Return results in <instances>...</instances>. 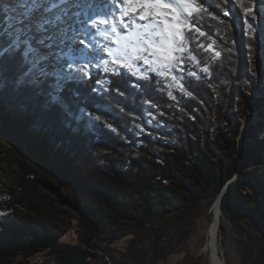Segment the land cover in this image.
I'll list each match as a JSON object with an SVG mask.
<instances>
[{
    "label": "trees",
    "instance_id": "16d2710c",
    "mask_svg": "<svg viewBox=\"0 0 264 264\" xmlns=\"http://www.w3.org/2000/svg\"><path fill=\"white\" fill-rule=\"evenodd\" d=\"M240 2L254 11L264 7L232 0L223 5L230 16L223 17V8L216 6L221 0H207L218 19L202 14L206 36L200 40L206 47L211 34L214 50L222 55L195 48L186 52L183 67L201 78L185 71L183 92L161 79L145 93L133 87L145 84L143 79L127 74L126 84H112L119 77L93 68L78 104L69 108L72 115L45 112L31 102L20 107L23 93L0 99V134L19 155L17 184L23 188L22 193L13 190V202L0 193V213L5 214L0 216V264H162L178 252H186L178 264H201L190 252V241L200 220H213L210 210L226 186L222 210L242 235L243 264H264V150L250 146L251 127L244 131L242 146L238 140L241 120H249L250 109L257 111L263 102L256 96L251 105L242 87H257L256 31L245 21L256 29L258 18L246 16ZM4 16L0 11V27L6 26ZM205 63L210 74L200 71ZM102 79L105 88L99 89L96 81ZM100 95L111 105L113 115L105 119L116 133L102 126L97 135L73 118L84 109L86 120L93 111L89 98ZM7 202L23 204L32 213L8 210ZM72 229L75 242L64 240Z\"/></svg>",
    "mask_w": 264,
    "mask_h": 264
},
{
    "label": "snow or ice",
    "instance_id": "6c2138e0",
    "mask_svg": "<svg viewBox=\"0 0 264 264\" xmlns=\"http://www.w3.org/2000/svg\"><path fill=\"white\" fill-rule=\"evenodd\" d=\"M231 2L221 0L216 6L223 8ZM206 4L207 0H15L13 5L0 4L7 22L0 27V99L9 92L18 97L23 93L20 107L31 102L45 112L72 115L69 108L78 104L80 88L93 78V68L119 77L112 84H126L127 74L143 79L145 84L133 87L143 88L145 93L152 91L153 82L160 83L171 76V81L183 92L185 71L190 77L201 78L183 67L186 52L195 48L212 50L215 57L222 55L214 50L216 40L211 34L207 38L212 43L206 47L200 40L206 36L200 26L202 14L218 19L209 12L213 5ZM253 4L264 5V0H253ZM239 6L252 21L257 19L258 12H264V7L254 11L253 6L243 2ZM222 15L229 17L230 10L223 8ZM219 22L230 27L227 20ZM245 23L249 30L256 31L253 23ZM96 35L107 43L95 41ZM255 39L262 38L257 35ZM190 58L197 60L194 55ZM227 58L232 59L231 55ZM99 61L103 62L102 68L97 67ZM141 61L150 71L140 68ZM121 68L126 71H120ZM200 71L210 74L211 69L205 63ZM167 95L177 99L171 91ZM89 103L93 111L87 113L86 120L84 109L73 118L97 135L102 134V126L116 133L117 127L105 119L113 113L103 95L90 97ZM145 103L156 106L151 101ZM148 115L152 116L151 111ZM136 127L144 131L141 125ZM260 138L264 140V133Z\"/></svg>",
    "mask_w": 264,
    "mask_h": 264
},
{
    "label": "rangeland",
    "instance_id": "374dc122",
    "mask_svg": "<svg viewBox=\"0 0 264 264\" xmlns=\"http://www.w3.org/2000/svg\"><path fill=\"white\" fill-rule=\"evenodd\" d=\"M12 0H0V3H3L4 5H11ZM255 11H258L255 10ZM257 26H256V32L253 35L254 39L257 35L260 36V29L262 26L264 27V12H258L257 15ZM259 29V30H258ZM261 40H256L258 50H259V60H258V68L256 70L257 73V87L256 89H250L246 84H243V89L249 93L252 97L251 105L254 104L256 96H260L261 99H263L262 105L257 109V111H254L253 109H250V115L251 118L249 120L242 119L241 120V132L238 137L239 145L242 146L243 141V135L245 129L251 127L253 128V140L249 142L250 146H253L256 148L261 147L258 149L260 153L264 150V140L260 138L261 133H264V35L261 36ZM105 59H109L108 57H105ZM102 61L97 62V65L102 64ZM142 67H145V65L142 64ZM168 80L170 82V87L175 86L178 88L175 84V82L171 81V76L168 77ZM105 80L100 81L97 83V86L99 89H104ZM13 145L11 142H9L8 138L3 137L0 134V193H5L11 198V202H13V198H16L17 195H14L13 192L17 189V193H22L23 188H17L18 186L17 182V174L20 169V163H19V155L15 149H13ZM225 188V187H224ZM14 190V191H13ZM51 195L56 197L58 200L57 195H55L50 190H47ZM217 201V200H216ZM215 201V202H216ZM222 204V202H221ZM214 206V204H213ZM213 206L210 210V213H212ZM25 213L30 214V212L27 209V206L23 205H17V204H10L7 202L6 208L8 210H13L16 208ZM213 214V213H212ZM224 214V213H223ZM214 219V214H213ZM212 218L206 217L202 220H200V224L198 226V231L194 235L193 239L190 241V252L197 257L201 259V264H211L209 255L207 252L204 251V246L207 243L208 239V232L209 227L212 223ZM242 226H246V223L242 220L241 221ZM242 238V235L238 234L237 226L234 224V220L232 217L226 216L224 214L223 223H222V232H221V239H222V245L224 249V256L226 264H243V248L240 246V239ZM64 240L75 242L76 240V233L75 230L72 229L68 232L67 237L64 238ZM228 241L230 244H228ZM124 245L121 243L119 246ZM226 248V249H225ZM186 252H178L172 256V258L168 262H163L162 264H178L180 260H182L185 256ZM103 261H95L92 264H103Z\"/></svg>",
    "mask_w": 264,
    "mask_h": 264
},
{
    "label": "bare ground",
    "instance_id": "6f19581e",
    "mask_svg": "<svg viewBox=\"0 0 264 264\" xmlns=\"http://www.w3.org/2000/svg\"><path fill=\"white\" fill-rule=\"evenodd\" d=\"M14 2L15 0H12L10 4L13 5ZM260 31H261L260 36H263L264 35L263 26L260 29ZM94 40L98 41L101 45L107 43L99 35L94 36ZM112 46L115 47V45ZM105 57L107 56L105 55ZM140 63L142 64L143 62L141 61ZM16 187L19 188L17 185ZM212 213L214 214V219L209 227L208 239H207V243L204 246V251L208 253L211 264H226L225 256H224L225 254L223 249L224 245H222V239H221L224 214L222 210V204H219V200L214 203ZM228 244H230L229 241Z\"/></svg>",
    "mask_w": 264,
    "mask_h": 264
},
{
    "label": "water",
    "instance_id": "95a60500",
    "mask_svg": "<svg viewBox=\"0 0 264 264\" xmlns=\"http://www.w3.org/2000/svg\"><path fill=\"white\" fill-rule=\"evenodd\" d=\"M239 168H240V167H239ZM235 177H236V176H235ZM235 177H234V178H235ZM227 189H228V186H226V187L223 189V191L221 192V194L219 195V197H218V199H217V201L219 200V204H221L222 199H223V195L226 193ZM60 201L63 202L64 204L68 205L67 201L64 200V199H61V198H60Z\"/></svg>",
    "mask_w": 264,
    "mask_h": 264
}]
</instances>
